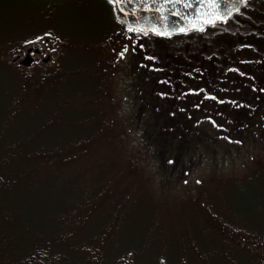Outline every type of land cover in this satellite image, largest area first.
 Segmentation results:
<instances>
[{"label": "rangeland", "instance_id": "1", "mask_svg": "<svg viewBox=\"0 0 264 264\" xmlns=\"http://www.w3.org/2000/svg\"><path fill=\"white\" fill-rule=\"evenodd\" d=\"M136 37L107 0H0V264H264V117L164 166Z\"/></svg>", "mask_w": 264, "mask_h": 264}, {"label": "trees", "instance_id": "2", "mask_svg": "<svg viewBox=\"0 0 264 264\" xmlns=\"http://www.w3.org/2000/svg\"><path fill=\"white\" fill-rule=\"evenodd\" d=\"M244 6L202 31L164 37L132 30L138 42L129 68L137 66L143 76L133 126L146 137V151L166 159L162 163L177 162L204 140L205 150L215 148L213 142L237 150L264 117V21L250 20L253 4ZM248 20L251 32H241Z\"/></svg>", "mask_w": 264, "mask_h": 264}, {"label": "water", "instance_id": "3", "mask_svg": "<svg viewBox=\"0 0 264 264\" xmlns=\"http://www.w3.org/2000/svg\"><path fill=\"white\" fill-rule=\"evenodd\" d=\"M247 1L216 0L214 6L210 0H191L192 6L186 7L187 0H123L115 5L108 0L115 18L121 24L134 30L138 27L145 34L152 33L160 36L204 30L218 22H226L239 12ZM141 5H148V7ZM221 15L225 18L218 19L217 17ZM154 28L156 31H153ZM181 29L187 30L182 31ZM33 50L37 51L38 46L34 45L27 49V54L21 61L23 65H31L30 53Z\"/></svg>", "mask_w": 264, "mask_h": 264}, {"label": "flooded vegetation", "instance_id": "4", "mask_svg": "<svg viewBox=\"0 0 264 264\" xmlns=\"http://www.w3.org/2000/svg\"><path fill=\"white\" fill-rule=\"evenodd\" d=\"M250 1V4L252 3L253 4V7H252V9L250 8L249 10H248V12H247V15H246V17L248 16L249 17V19L250 20H252V21H256V19L258 18V17H260L259 18V21H264V8H260V7H262L261 5H264L262 2H264V0H248V2ZM248 2H246L245 4H247ZM244 4V5H245ZM243 5V7H242V9L239 11V12H241V11H243L245 8V6ZM259 8H258V7ZM255 8V9H254ZM252 10V11H251ZM259 10H262V12H261V14H258V11ZM245 11V10H244ZM238 12V13H239ZM236 15V14H235ZM261 16H263V18L261 17ZM245 17V18H246ZM231 19V18H230ZM229 19V20H230ZM242 18H240L239 20H241ZM228 20V21H229ZM249 21V20H248ZM216 25V24H215ZM247 28L250 32H251V29L253 28L252 27V24L250 23V21H249V23H243V25H242V27L240 28V31L241 32H244V30L242 29V28ZM208 28V27H207ZM206 28V29H207ZM205 30V29H204ZM197 31H202V30H197ZM240 33V32H239ZM50 39L49 38H45V42H48ZM32 46H34V45H37L38 46V50L37 51H35V50H33L31 53H30V55H31V57H32V63H31V65L30 66H27V67H29V68H31V67H33L35 64H36V62L38 61V58L39 57H41L42 58V63L43 64H46V63H48L49 61H50V59H51V54L50 53H48L47 52V50H46V48H44L45 47V45H43V44H41L40 42H36V43H33V44H31ZM31 45H29L28 47H27V49L29 48V47H31ZM27 49L25 50V53L24 54H19V55H17V60L18 61H22L24 58H25V56H26V54H27ZM22 64V63H21ZM240 245L238 246V248H240V247H242L241 245H242V243L240 242L239 243ZM236 246V245H235ZM248 248H250L249 246H247ZM247 247H245V248H247ZM258 253V250L257 249H254V255H256Z\"/></svg>", "mask_w": 264, "mask_h": 264}, {"label": "snow or ice", "instance_id": "5", "mask_svg": "<svg viewBox=\"0 0 264 264\" xmlns=\"http://www.w3.org/2000/svg\"><path fill=\"white\" fill-rule=\"evenodd\" d=\"M109 2L110 3H112V4H117V3H121V2H123V0H109ZM210 2L211 3H213V5L215 6V2H216V0H210ZM141 6H143V7H148V5H141ZM185 6L186 7H191L192 6V3H191V0H187V2L185 3ZM231 7V6H230ZM177 14H179V13H177ZM218 19H224L225 18V16L224 15H221V16H219V17H217ZM210 23L211 22H214V21H209ZM130 30H132V29H130ZM136 31H141L142 29H140V28H136L135 29ZM182 31H186L187 29H181ZM153 31H156V29L154 28L153 29ZM159 34H168V35H170L171 33H159ZM120 55L121 56H123L124 55V53L123 52H121L120 53ZM209 119H211L210 117H209ZM213 123H215L214 121H213ZM220 125H218V127H219Z\"/></svg>", "mask_w": 264, "mask_h": 264}]
</instances>
